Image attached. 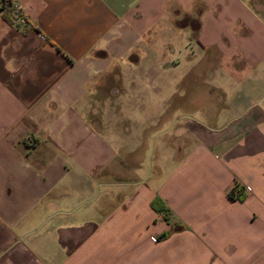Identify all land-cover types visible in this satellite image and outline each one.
Segmentation results:
<instances>
[{"label": "crops", "instance_id": "crops-1", "mask_svg": "<svg viewBox=\"0 0 264 264\" xmlns=\"http://www.w3.org/2000/svg\"><path fill=\"white\" fill-rule=\"evenodd\" d=\"M263 20L264 0L0 1V264H264V91L221 128L159 122L197 102L201 52L221 92L212 55L263 67Z\"/></svg>", "mask_w": 264, "mask_h": 264}, {"label": "rangeland", "instance_id": "rangeland-1", "mask_svg": "<svg viewBox=\"0 0 264 264\" xmlns=\"http://www.w3.org/2000/svg\"><path fill=\"white\" fill-rule=\"evenodd\" d=\"M263 30H264V20L261 23ZM169 38H165L162 41L160 39H153L155 45L157 47L163 45L162 43H169L175 50H168L166 54L163 55H150L148 57V62L155 63V62H166L167 59L170 60L174 57H177L176 49L179 46V43L181 40L178 38L177 33L168 34ZM243 57V55H241ZM140 59L145 56L138 55ZM138 57L133 56L134 61H138ZM212 57L215 59L214 61L210 62V64L216 63V79H226L228 82V86L222 90H217L213 88L211 85H207V80L209 77H211L212 72H208V70L203 71L202 69L206 68L208 66L209 62V54H203L201 52L197 58V67H196V73H198L201 83L197 88H194L195 98L197 102L194 104L193 108H189L188 111H194L195 116L192 115L193 113L190 112V114H185L182 117L174 118L173 124L170 123V118H166L159 122H165V125H168V128L171 129L172 125L173 129L176 127H179L181 124H185L188 121H195L198 124H202L209 128H221L225 126L226 124L232 122L234 119L233 117L242 114L245 110L256 108L257 106H262V101L260 100V92L264 91V66L259 67V69L254 70L252 69L254 62V57L256 55L249 54L244 56L245 57V65L243 70L239 69L241 64L236 65L233 62L227 60L228 58L224 56L219 55H212ZM241 57V59H242ZM239 57H234V59H237ZM142 61V60H141ZM224 68V71H221L220 69ZM174 73V72H173ZM210 74V75H208ZM223 75V76H221ZM154 77V76H153ZM168 80H162V85L159 87L156 86V81L154 83H151V92L148 90L146 93L147 95H158V94H164L166 91H168L169 86L167 83L170 84L172 77L168 76ZM235 81H242L243 83L238 85H235ZM255 82H260V86H256ZM174 103V98L171 101V105ZM191 106V103L189 104ZM154 120L151 121L153 123ZM159 132L160 129H152L151 130V140L147 144V149L143 150L141 154H138V156L141 158L140 164L144 163L148 174H155V163L149 161L150 153L151 156L154 154V145L155 140L159 138ZM185 135H188L187 133H184ZM137 156V157H138ZM144 162V159H146ZM143 167V164H141Z\"/></svg>", "mask_w": 264, "mask_h": 264}, {"label": "trees", "instance_id": "trees-1", "mask_svg": "<svg viewBox=\"0 0 264 264\" xmlns=\"http://www.w3.org/2000/svg\"><path fill=\"white\" fill-rule=\"evenodd\" d=\"M0 1H2V0H0ZM1 8L3 9V6H1ZM11 15H12V12H11L10 6H8L2 10L1 16L6 22L13 23ZM229 195L233 199H240V200H243L246 196L244 188L240 187V186H235L232 190H230ZM152 206L157 211H164L165 215L170 214V209L165 206L164 202L159 197L154 199Z\"/></svg>", "mask_w": 264, "mask_h": 264}, {"label": "built area", "instance_id": "built-area-1", "mask_svg": "<svg viewBox=\"0 0 264 264\" xmlns=\"http://www.w3.org/2000/svg\"><path fill=\"white\" fill-rule=\"evenodd\" d=\"M11 6H12L13 12H14L16 18L18 19V21L20 23H25V18L22 15V9H21L20 4L17 2H12Z\"/></svg>", "mask_w": 264, "mask_h": 264}]
</instances>
